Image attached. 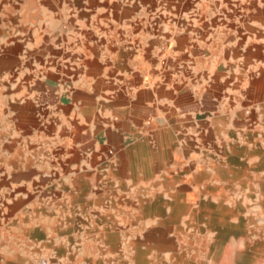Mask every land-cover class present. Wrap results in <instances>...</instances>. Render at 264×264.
<instances>
[{
    "label": "crops",
    "instance_id": "0c3cea01",
    "mask_svg": "<svg viewBox=\"0 0 264 264\" xmlns=\"http://www.w3.org/2000/svg\"><path fill=\"white\" fill-rule=\"evenodd\" d=\"M251 1L69 0L53 16L37 0L0 9V31L13 36L0 38V264H38L63 244L48 225L116 223L113 207L134 197L169 209L146 224L185 221L178 211L194 196L198 217H218L232 149L244 146L220 130L252 114L264 123V84L249 83L255 68L264 75V58L251 64V49L264 57V3Z\"/></svg>",
    "mask_w": 264,
    "mask_h": 264
},
{
    "label": "rangeland",
    "instance_id": "374dc122",
    "mask_svg": "<svg viewBox=\"0 0 264 264\" xmlns=\"http://www.w3.org/2000/svg\"><path fill=\"white\" fill-rule=\"evenodd\" d=\"M255 1L264 3V0ZM18 2L0 0V9L17 8ZM37 2L38 7L50 10L51 16L61 9L69 11V0ZM9 30L0 31L3 41L13 37ZM263 58L260 49H251V64H258ZM249 83L255 91L264 84L259 68L250 72ZM261 100L255 95L251 97V104ZM253 116L233 123L231 132L220 130L225 140L239 139L244 146L234 145L232 149L233 177L222 194L226 207L219 211L218 217H209L205 213L208 209H200L202 216L198 217L200 211L194 206L198 203L194 196L188 210L178 211L186 217L185 221L146 224L140 221L141 217H158L167 214L169 209L142 208L134 197L131 202L125 201L127 206L113 207L118 214L116 223L87 216L77 220L63 219L67 223L59 219L48 225V230L63 244L58 245L56 254L38 256L37 263L264 264V123H257ZM219 147L218 153L223 155V142ZM243 157L247 162H241ZM60 195L47 193L43 198L56 200ZM53 246L44 243L42 249L54 251Z\"/></svg>",
    "mask_w": 264,
    "mask_h": 264
}]
</instances>
